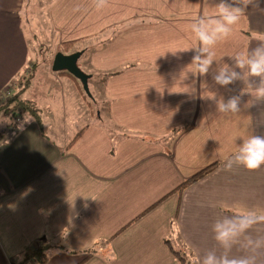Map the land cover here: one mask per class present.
<instances>
[{"label": "crops", "instance_id": "0c3cea01", "mask_svg": "<svg viewBox=\"0 0 264 264\" xmlns=\"http://www.w3.org/2000/svg\"><path fill=\"white\" fill-rule=\"evenodd\" d=\"M48 2L0 0V106L7 90H21L19 80L37 72L27 24L44 29L49 20L54 37L83 44L102 34L104 46L93 57L102 75L89 101L73 76L47 65L41 72L46 102L39 108L30 100L40 109L44 131L30 116L23 131L0 144V264H15L39 242L47 264H78L90 251L83 264H180L168 241L195 264L210 252L253 254L248 241L264 237V222L230 249L213 229L226 217L264 214V165L225 167L243 139L264 135V100L250 94L259 78L247 69L227 87L213 76L226 68L241 71L233 57L264 45V0H253L232 34L213 47L207 75L193 63L201 45L192 24L213 17L221 0H107L102 18L86 0L73 13L66 0ZM128 34H135L133 52ZM115 41L127 46L123 56ZM238 94L236 114L220 113L209 99L226 103ZM212 164L204 177L135 220ZM256 255L264 264V248Z\"/></svg>", "mask_w": 264, "mask_h": 264}, {"label": "clouds", "instance_id": "9594fccd", "mask_svg": "<svg viewBox=\"0 0 264 264\" xmlns=\"http://www.w3.org/2000/svg\"><path fill=\"white\" fill-rule=\"evenodd\" d=\"M107 0H101V5L105 6ZM253 0H233L229 3L221 0L216 8L213 17L199 19L192 24V31L198 38L201 47L195 50L193 63L197 65L199 73L207 75L214 62L215 52L213 47L221 41L226 40L233 30V26L238 24L245 10L252 5ZM234 66L241 71L222 69L213 76L216 84L227 87L237 80L243 79V71L247 69L250 76L259 78V86L250 94L258 100H264V45L256 47L251 55H237L233 57ZM217 111L220 113L236 114L241 112L242 95L231 96L227 102L216 101ZM31 117L25 113L23 120L18 125V130L23 131L24 125L31 122ZM243 166L248 170H257L264 165V135H250L243 139L237 152L229 158L225 164L227 170H231L233 164ZM264 222V214L248 212L237 215L234 218L226 217L214 225L215 239L225 248L230 249L238 238L246 233L253 225ZM252 248L251 255L229 258L227 254L218 257L214 252H210L204 257L202 264H257V250L264 248V237L256 240L249 239Z\"/></svg>", "mask_w": 264, "mask_h": 264}, {"label": "rangeland", "instance_id": "374dc122", "mask_svg": "<svg viewBox=\"0 0 264 264\" xmlns=\"http://www.w3.org/2000/svg\"><path fill=\"white\" fill-rule=\"evenodd\" d=\"M51 1L52 0H49L48 5ZM83 1L84 0H66L67 4L72 3V7H71L72 13L74 12L75 7L79 3H82ZM86 1L91 5L93 4L96 5L97 7L96 15L98 16V18H102V16L105 15L106 12L105 11L102 12V10L103 8L106 7V5L105 6L101 5L100 7L97 6L98 4L101 3V0H86ZM87 2L85 3L87 4ZM44 12L47 13V8L43 11V13ZM38 24L39 22H35L34 24H27V28H25V31L28 37L31 36L30 37V40L32 42L31 44V56L32 57L31 58L35 62V66L36 64L38 66H37V72L35 76L33 77V79L30 80V82H32V86L27 89L24 88L22 91H20L19 93L20 99L24 100L26 98L28 99L27 102H32L30 100L36 101L38 102L39 108H41L42 104L46 102L45 98L48 95L49 88L46 82V78L42 75L41 72L42 70H44V68H47V65H51V69H53L52 62L54 60L55 55L58 52H63L65 54L73 53L76 51L83 52L78 60V65L85 73L89 74L90 77L92 76L91 79L89 78L90 80L89 87L92 89L93 84L99 81L100 75H102V73L96 70L94 66V62H93V57L96 54V49L102 48L104 46L102 34L95 41L91 40L89 44L87 43L83 44V43H78L80 39H74V40H61L60 39L59 40V37H54V35L52 34L54 26L52 24H49V20H47L46 23H44L46 26V28L44 29L39 28L40 25ZM120 31L121 30H116L112 34V37L115 36L114 39L118 37L120 34ZM127 36H130V40L128 41L127 46L129 48V51L133 52L135 49V34H128ZM148 38L150 39L149 36ZM69 41H74V42L77 41V42L73 45L71 49L67 50L66 43ZM115 44H116L115 48L120 49V56H123L125 54V49L127 48V46L124 43V47L121 48L122 42L120 41H115ZM145 48H146L145 52L150 51L151 45L149 44L145 46ZM86 60L88 61L86 62ZM118 68H123V64L119 66ZM35 71L36 69L34 70L32 69L31 73L33 74ZM23 79H22V83L24 84L26 80H23ZM26 85L28 84H25V86ZM80 89H82L81 86H80ZM25 113H28L29 116H31L28 110L21 111V112L17 111V113L15 114H7L5 112V107H2V110L0 111V134H1V131H4L8 127V125H10V123L17 122L20 124V121H18V119L23 120ZM0 190H1V184H0ZM178 247L181 248L180 246ZM113 258H116V256ZM105 259H108V258H105ZM36 264H41V263L40 261H37Z\"/></svg>", "mask_w": 264, "mask_h": 264}, {"label": "trees", "instance_id": "16d2710c", "mask_svg": "<svg viewBox=\"0 0 264 264\" xmlns=\"http://www.w3.org/2000/svg\"><path fill=\"white\" fill-rule=\"evenodd\" d=\"M76 42H74V41L67 42L66 43V45H67L66 49L67 50L71 49ZM63 71L67 72L66 70H63ZM67 73L70 74L71 76H73L80 83V86L82 88V92H83L84 96L87 98V100L91 101V98L87 95V93L83 89V85H82L81 81L78 78H76L74 75H72L71 73H69V72H67ZM31 75H29V76L26 75L23 77L24 78L23 80H26L24 82V84L22 83V79L19 80V86L22 89L24 88L25 84H29V82L32 78V77H30ZM21 90L16 91L13 94L11 91V95H5L4 100H3V104L0 106V109L2 107H5V111L8 114H15V113H17V111L21 112V111L28 110L29 113L31 114L32 118L34 119V121L39 125L41 131L43 132L44 131V121H43V117L40 113L39 108L32 102H27V100H25V99L24 100L20 99L19 93ZM18 125H19V123H17V122H12V123H10V125H8L9 130H7V132L0 134V144L10 141L14 136H16L20 132L18 130ZM214 166H215V164L209 165L206 168H204V169L200 170L199 172H197L196 174H194L193 176H191L190 178H188L187 180H185L180 186H178L173 191L169 192L164 197H162L157 202H155L153 205H151L149 208H147L143 212V214L137 216V218H135V220L141 218L142 215L148 213L149 211H151L152 209H154L155 207L160 205L172 193H174L176 191H181L182 189L186 188L187 186L195 183L196 181H198L199 179L204 177L207 173H209L211 171V169ZM168 244H169L171 251L173 252V255L176 257V259L179 261L180 264H195V260L191 259V256L188 252L184 251L182 248L178 249V248L174 247L169 241H168ZM45 251H46V246L43 245L42 242H39L35 246L27 248L23 252V254L21 256V260H19V261L14 260L15 261L14 263L15 264H31V263L40 261L41 264H47V262L49 261V256ZM92 255H93V252L90 251L88 253V257H90ZM37 258H38V260H37ZM87 258H85L83 261H81L78 264H83L87 260Z\"/></svg>", "mask_w": 264, "mask_h": 264}, {"label": "water", "instance_id": "95a60500", "mask_svg": "<svg viewBox=\"0 0 264 264\" xmlns=\"http://www.w3.org/2000/svg\"><path fill=\"white\" fill-rule=\"evenodd\" d=\"M82 51H76L73 53L65 54L63 52H58L53 60V70L54 71H63L66 70L67 72L74 75L78 78L82 85L83 89L87 93L89 97H92V93L89 87V78L90 75L85 73L78 65V60L82 55Z\"/></svg>", "mask_w": 264, "mask_h": 264}, {"label": "built area", "instance_id": "2783aa9c", "mask_svg": "<svg viewBox=\"0 0 264 264\" xmlns=\"http://www.w3.org/2000/svg\"><path fill=\"white\" fill-rule=\"evenodd\" d=\"M5 95H11V90H7V91L5 92ZM10 264H12V263H10Z\"/></svg>", "mask_w": 264, "mask_h": 264}]
</instances>
